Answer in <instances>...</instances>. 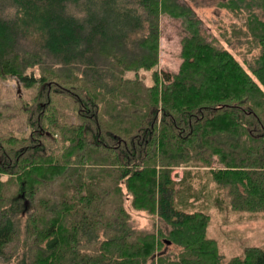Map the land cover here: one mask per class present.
Wrapping results in <instances>:
<instances>
[{"label":"trees","instance_id":"trees-1","mask_svg":"<svg viewBox=\"0 0 264 264\" xmlns=\"http://www.w3.org/2000/svg\"><path fill=\"white\" fill-rule=\"evenodd\" d=\"M218 6L242 62L180 0H0V78L27 94L0 92V264H264L224 263L209 214L175 199L204 169L232 212L264 213V0ZM162 15L187 30L172 74ZM128 197L168 230L137 228Z\"/></svg>","mask_w":264,"mask_h":264},{"label":"rangeland","instance_id":"rangeland-1","mask_svg":"<svg viewBox=\"0 0 264 264\" xmlns=\"http://www.w3.org/2000/svg\"><path fill=\"white\" fill-rule=\"evenodd\" d=\"M180 1L192 8L208 37L218 40L242 62L240 56L242 48L227 45L225 38V35L229 36L231 33L229 31L231 23L237 20L226 10L220 9L218 0ZM260 16L264 20V16ZM160 29L159 67L164 74H172L179 69L181 40L187 36L186 26L181 18L162 15ZM147 78V82L150 83L149 77ZM0 92L6 96L7 101H15L20 95L27 96L15 77L0 78ZM184 171L182 167L176 168L172 177L179 181ZM192 171L197 172V169ZM205 172L201 169L199 174L194 176L190 191L184 189L181 184L177 185L175 199L178 206L187 212L194 208H201L209 214L207 236L217 241L224 263L233 257H242L247 248L264 249V213L232 212L225 191L217 188L211 176ZM191 193L195 198H191ZM125 209L134 219L137 228L158 230L162 227L168 230L162 220L135 210L130 197L125 200ZM178 251V247L169 245L164 252L177 254Z\"/></svg>","mask_w":264,"mask_h":264},{"label":"bare ground","instance_id":"bare-ground-1","mask_svg":"<svg viewBox=\"0 0 264 264\" xmlns=\"http://www.w3.org/2000/svg\"><path fill=\"white\" fill-rule=\"evenodd\" d=\"M115 79H116V78H115ZM116 84H117V83H116ZM138 87H139V86H138ZM135 94H136V93H135ZM247 94H248V93H247ZM147 95H148V94H147ZM246 96H247V95H246ZM248 96H249V95H248ZM152 98H153V97H152ZM247 98L249 99V97H247ZM257 99H258V98H257ZM148 100H149V99H148ZM148 100H146L147 103H148ZM235 100H236V99H235ZM261 100H262V99H261ZM251 101H252V100H251ZM262 101H263V100H262ZM256 102H257V101H256ZM259 102H260V101H259ZM239 103H240V102H239ZM252 103H253V102H252ZM229 105H230V104H229ZM233 105H234V104H233ZM258 105H259V104H258ZM135 106H136V105H135ZM138 106H139V105H138ZM238 106H239V105H238ZM240 106H241V104H240ZM255 106H256V105H255ZM136 107H137V106H136ZM139 107H140V106H139ZM228 107H229V106H228ZM253 107H254V106H253ZM262 107H263V106H262ZM230 108H231V107H229V109H230ZM239 108H240V107H239ZM133 109H134V108H133ZM133 109H132V110H133ZM147 109H148V108H147ZM134 111H135V110H134ZM234 111H236V110H234ZM234 111H233V112H234ZM261 111H262V110H261ZM257 112H258V111H257ZM259 112H260V111H259ZM239 113H240V112H239ZM255 113H256V111H255ZM257 114H258V113H257ZM131 115H132V114H131ZM129 117H130V116H129ZM253 118H255V120H257L255 116H254ZM261 118H262V114H261ZM122 119H123V117H122ZM130 119H131V117H130ZM250 119H251V118H250ZM263 119H264V118H263ZM253 120H254V119H253ZM256 123H257V122H256ZM262 124H264V123H262ZM259 126H260V125H259ZM252 127H253V125H252ZM252 127H251V128H252ZM248 134H249V133H248ZM246 135H247V133H246ZM245 138H247V137H245ZM246 141H247V140H246ZM239 143H240V142H239ZM240 145H241V144H240ZM243 145H245V144H242V146H243ZM122 209H123V208H122ZM166 223H167V222H166ZM157 225H158V224H157ZM159 229H160V228H159ZM157 234H158V233H157ZM161 234H162V233H161ZM162 236H163V235H162ZM157 237H158V236H157ZM163 238H164V237H163ZM165 239H166V238H165ZM159 241H160V240H159ZM31 246H32V245H31ZM31 246H30V247H31ZM36 246H37V245H36ZM65 248H66V247H65ZM65 248H64V249H65ZM58 253H59V252H58ZM64 254H65V253H64ZM67 254H69V252H68ZM71 255H72V254H71ZM62 256H63V255H62ZM67 256H68V255H67ZM71 257H72V256H71ZM75 257H76V256H75ZM74 260H75V259H74ZM70 261H71V260H70Z\"/></svg>","mask_w":264,"mask_h":264}]
</instances>
